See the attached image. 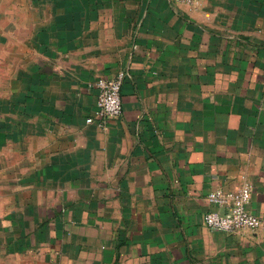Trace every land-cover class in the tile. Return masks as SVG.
Returning <instances> with one entry per match:
<instances>
[{"label":"crops","instance_id":"0c3cea01","mask_svg":"<svg viewBox=\"0 0 264 264\" xmlns=\"http://www.w3.org/2000/svg\"><path fill=\"white\" fill-rule=\"evenodd\" d=\"M93 1L0 0L27 81L0 100V264H264V231L203 222L245 184L264 221L260 0ZM118 71L121 115L87 123Z\"/></svg>","mask_w":264,"mask_h":264},{"label":"built area","instance_id":"2783aa9c","mask_svg":"<svg viewBox=\"0 0 264 264\" xmlns=\"http://www.w3.org/2000/svg\"><path fill=\"white\" fill-rule=\"evenodd\" d=\"M189 1V0H186ZM124 71H118L112 77L99 76L94 86L97 90L94 116L85 119L87 123L110 118H118L122 113L120 89ZM208 202L215 208L203 215L206 227L225 233L239 232L245 229L264 231V221L247 209L251 197V187L243 185L235 191L213 189L207 194Z\"/></svg>","mask_w":264,"mask_h":264},{"label":"rangeland","instance_id":"374dc122","mask_svg":"<svg viewBox=\"0 0 264 264\" xmlns=\"http://www.w3.org/2000/svg\"><path fill=\"white\" fill-rule=\"evenodd\" d=\"M218 2L221 3L220 1ZM254 3H255V8H256V2H252V1L249 2L248 4L249 7L248 6L247 7L248 8L253 7ZM93 4H95L96 6V2H94L93 0H31V5H33L40 11H42L43 9H59V10L67 9L71 11V10H76L80 8L89 10ZM234 4L232 6L233 8H234ZM260 9H261V12H260L261 16L259 20V25H260V30L262 34H264V0H260ZM16 67L17 66L13 67L10 64L2 68V71L0 72V100L1 98H4L3 93L5 92L6 94L10 93V90H12L15 86L19 87L20 85L22 86L21 88H25L27 86V81H22V84H19V85H18V82L16 81L13 82V76H14ZM27 67L28 66H21L22 73L27 72L26 70Z\"/></svg>","mask_w":264,"mask_h":264}]
</instances>
